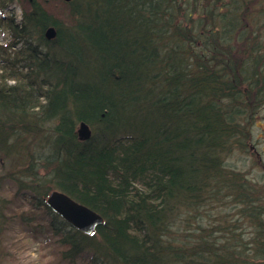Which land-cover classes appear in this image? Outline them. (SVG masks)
Wrapping results in <instances>:
<instances>
[{
    "label": "trees",
    "instance_id": "trees-1",
    "mask_svg": "<svg viewBox=\"0 0 264 264\" xmlns=\"http://www.w3.org/2000/svg\"><path fill=\"white\" fill-rule=\"evenodd\" d=\"M24 1L2 22L0 256L14 241L1 210L21 196L34 218L13 213L56 264H264L262 233L234 248L190 221L227 194L263 223L260 190L227 157L248 150L264 102V0H55L65 18ZM52 189L103 223L76 229L46 204Z\"/></svg>",
    "mask_w": 264,
    "mask_h": 264
},
{
    "label": "rangeland",
    "instance_id": "rangeland-1",
    "mask_svg": "<svg viewBox=\"0 0 264 264\" xmlns=\"http://www.w3.org/2000/svg\"><path fill=\"white\" fill-rule=\"evenodd\" d=\"M65 1V0H64ZM70 1V0H69ZM21 2H24L27 6L28 2L24 0H0V44H5L10 39V31L8 26L2 22L6 21L9 16H13L15 20H21ZM47 7H49L57 16L65 18V14L68 13L67 6H63L61 3L55 0H46ZM196 15V13L194 14ZM69 20V19H66ZM246 127L250 130V135L247 138L248 150L235 149L228 157L227 162L233 165L235 169L243 172L245 176H248L252 182L256 183V186L260 190L259 203L264 205V102L257 109L252 124L247 123ZM6 186L16 189L17 185L13 180H7ZM5 195L11 197V193H5ZM3 198H8L0 193ZM234 197L222 194L217 200L207 203L204 201L205 207L201 211H196L195 215L191 216V226L197 232L201 229L199 226H205L206 230L210 233L209 242H214L216 237L217 243H223L230 247L238 244L242 241L246 245H251L250 242L256 235V231L264 235V207L260 208L262 211L258 214V219L263 220V223H254L248 220L247 215H242V209L245 207L242 204L234 201ZM6 199L0 200V208L4 206ZM14 202H11V206L14 209L4 208L8 215L6 222L3 223V234H6L7 240L14 239L10 242L8 253L0 256V264H56L54 255L50 251L54 248L50 244L46 243V236L44 233H38L31 230L29 224L21 223L16 216L24 215L26 218H34L32 213L36 212L33 208L26 203L24 197L14 198ZM246 208V207H245ZM13 212H17L13 213ZM23 212V213H22ZM14 214L11 216V214ZM246 211H243V214ZM16 214V215H15ZM41 213L38 217H41ZM44 216V215H43ZM201 216L204 220L197 221V217ZM186 217V216H184ZM187 226V225H186ZM259 228V230H258ZM225 245V246H226ZM229 247V248H230ZM9 245H7V250ZM64 261L60 264H66ZM71 263V262H70ZM69 264V263H68ZM74 264H86L79 260Z\"/></svg>",
    "mask_w": 264,
    "mask_h": 264
},
{
    "label": "water",
    "instance_id": "water-1",
    "mask_svg": "<svg viewBox=\"0 0 264 264\" xmlns=\"http://www.w3.org/2000/svg\"><path fill=\"white\" fill-rule=\"evenodd\" d=\"M56 34L54 26L46 29L47 38H52ZM78 132L82 138L91 135L90 126L85 121H81ZM46 204L73 227L85 233H92L96 227L103 223L102 214L90 206L77 201L68 193L60 189H52L45 198Z\"/></svg>",
    "mask_w": 264,
    "mask_h": 264
}]
</instances>
